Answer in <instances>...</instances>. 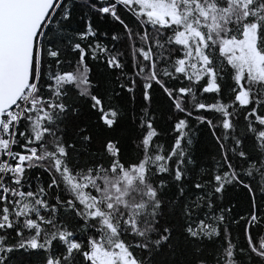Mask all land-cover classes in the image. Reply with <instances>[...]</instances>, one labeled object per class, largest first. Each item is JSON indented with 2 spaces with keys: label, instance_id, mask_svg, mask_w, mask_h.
<instances>
[{
  "label": "snow or ice",
  "instance_id": "6c2138e0",
  "mask_svg": "<svg viewBox=\"0 0 264 264\" xmlns=\"http://www.w3.org/2000/svg\"><path fill=\"white\" fill-rule=\"evenodd\" d=\"M0 264H264V0H0Z\"/></svg>",
  "mask_w": 264,
  "mask_h": 264
}]
</instances>
